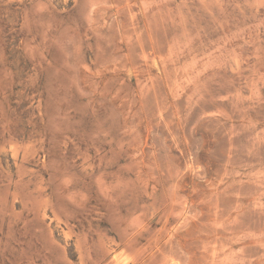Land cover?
Wrapping results in <instances>:
<instances>
[{"label":"rangeland","instance_id":"rangeland-1","mask_svg":"<svg viewBox=\"0 0 264 264\" xmlns=\"http://www.w3.org/2000/svg\"><path fill=\"white\" fill-rule=\"evenodd\" d=\"M0 264H264V0H0Z\"/></svg>","mask_w":264,"mask_h":264}]
</instances>
